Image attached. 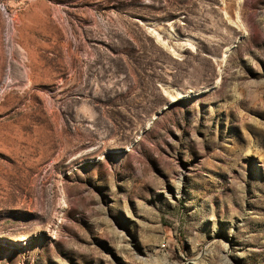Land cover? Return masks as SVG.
Returning <instances> with one entry per match:
<instances>
[{
  "label": "rangeland",
  "instance_id": "obj_1",
  "mask_svg": "<svg viewBox=\"0 0 264 264\" xmlns=\"http://www.w3.org/2000/svg\"><path fill=\"white\" fill-rule=\"evenodd\" d=\"M0 264H264V0H0Z\"/></svg>",
  "mask_w": 264,
  "mask_h": 264
},
{
  "label": "bare ground",
  "instance_id": "obj_2",
  "mask_svg": "<svg viewBox=\"0 0 264 264\" xmlns=\"http://www.w3.org/2000/svg\"><path fill=\"white\" fill-rule=\"evenodd\" d=\"M187 97V95L185 94V93H179L178 95H177V98L178 99H183V98H186Z\"/></svg>",
  "mask_w": 264,
  "mask_h": 264
}]
</instances>
